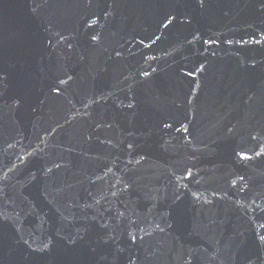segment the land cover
Instances as JSON below:
<instances>
[{
  "label": "water",
  "instance_id": "95a60500",
  "mask_svg": "<svg viewBox=\"0 0 264 264\" xmlns=\"http://www.w3.org/2000/svg\"><path fill=\"white\" fill-rule=\"evenodd\" d=\"M262 224L264 0H0V264H264Z\"/></svg>",
  "mask_w": 264,
  "mask_h": 264
},
{
  "label": "snow or ice",
  "instance_id": "6c2138e0",
  "mask_svg": "<svg viewBox=\"0 0 264 264\" xmlns=\"http://www.w3.org/2000/svg\"><path fill=\"white\" fill-rule=\"evenodd\" d=\"M90 2H91V0H90ZM197 2L199 3V5H200L201 7H204L205 4H206V2H207V0H197ZM166 19H167V23H164V27H165V28H167L170 24H172V22H173V20L175 19V17H170V18H166ZM92 39H93V40H96L97 37H96V36H93ZM156 39L158 40V39H160V37H156ZM253 39H255V38H253ZM153 42H155V41H153ZM256 42L259 43L260 41H256ZM141 43H143V41H141ZM229 43H231V41H229ZM148 47H151V45H148ZM117 55H119V53H117ZM153 59H154V58H153ZM197 70H198V71H203V70H204V66L201 65V66L199 67V69H197ZM153 71H155V69H153ZM143 75H144L145 77H147V76H150L151 73L148 72V71H144V72H143ZM188 75H189V76H192L193 73H192V72H189ZM57 91H59V90L57 89ZM129 106L131 107V105H129ZM165 127H171V125H170V124H165ZM185 131H187L186 128H185ZM256 155L259 156V155H261V153H260V152H256ZM240 158H241L242 160H248V159H251V157H249V156H248L247 154H245V153H242V154L240 155ZM57 167H59V165H57ZM188 175L190 176V175H191V172H189ZM242 179H243V177H241V180H242ZM234 183H235V182H234ZM261 227H264V224H262ZM260 239H261V240H264V236H261ZM47 248H48V245H45V249H47Z\"/></svg>",
  "mask_w": 264,
  "mask_h": 264
}]
</instances>
